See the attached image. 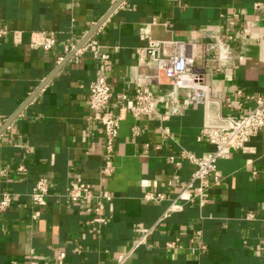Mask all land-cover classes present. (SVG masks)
<instances>
[{
    "label": "crops",
    "instance_id": "obj_1",
    "mask_svg": "<svg viewBox=\"0 0 264 264\" xmlns=\"http://www.w3.org/2000/svg\"><path fill=\"white\" fill-rule=\"evenodd\" d=\"M113 1L0 0V116L7 118L0 129V197L13 194L0 211V264H56L60 251L63 264H116L148 230V245L125 264H264V131L217 162L219 180L204 205L180 198L172 183L190 181L195 169L183 153L213 150L202 138L205 125L247 111L248 97L264 95V0ZM246 27L250 38L233 43V64L208 75L203 104L180 115L162 106L160 117L146 119L124 113L115 172L103 175L104 140L88 104L102 68L92 49L82 55L67 49L92 33L111 57L105 73L114 95L132 97L139 74L155 76L157 91L169 82L162 70L138 62L142 32L195 41L202 63L214 41L202 37L205 31L225 39ZM34 33L53 35L54 47H36ZM112 104L118 112L120 100ZM41 178L50 194L39 208L31 193ZM76 179L113 196L102 225L87 224L91 203L67 198Z\"/></svg>",
    "mask_w": 264,
    "mask_h": 264
},
{
    "label": "built area",
    "instance_id": "obj_2",
    "mask_svg": "<svg viewBox=\"0 0 264 264\" xmlns=\"http://www.w3.org/2000/svg\"><path fill=\"white\" fill-rule=\"evenodd\" d=\"M114 2H118V0H114ZM261 6V3L255 5L256 9H260ZM101 25H98L99 28ZM160 28H163L162 31L165 29L161 26ZM2 33L4 31H0V34ZM34 34H36V39L33 40V44L36 47L46 51L54 47L56 41L53 35ZM202 37L214 41L206 44L202 54L203 62L200 63L195 41L168 42L161 33L153 35L149 31L142 32L139 38L144 44L137 49L138 62L140 65H150L162 70L169 82L165 85L166 89L157 91L152 84L155 76L139 74L135 81L132 97L123 92L114 95L111 81L105 73V69L112 62L111 57L101 50V45L98 40L93 38L92 33L87 32L82 37L81 40L84 42L80 47L76 48L81 40L78 43H73L67 49H72L75 53L78 51L77 55H82L87 49H92L94 57L100 62L102 68V73H99L89 87L88 104L92 113L91 118L99 124L100 134L104 140L103 175L109 177L115 172L114 148L124 113L131 114L135 119H146L160 117L162 106L166 107L169 115H180L203 104L210 91V86L207 83L208 75L211 72L222 73L227 64H233V43L238 40L247 42L250 32L246 27L237 34H231L225 39H221L216 32L207 30L202 34ZM114 98L121 102L118 112L112 106ZM248 100L253 105L247 111L238 109V113L223 117L221 123L204 126L202 138L213 147L212 151L202 156L188 152L183 153V157L195 169L190 181L186 183L172 182L175 187H178L180 198L189 201L198 199L199 204L204 205L208 201L206 191L219 180L217 162L229 157L233 151L244 149L253 137L264 131V95L250 96ZM6 120L7 118L0 116V129ZM171 159L173 160V158ZM49 194V181L46 178L39 179L31 193L32 204L39 208L45 207ZM66 196L73 204L91 203V206L85 209L86 213L93 215L87 219V224L90 226L102 225L106 222L103 210L105 204L110 203L113 199L109 191L95 189L81 179H76L67 188ZM160 197L158 195L147 198L155 201ZM12 200V193L3 192L0 197V211L8 209ZM151 233V230L140 231L126 251L117 256L116 264H125L139 248L148 245ZM167 246L173 248L176 243L172 242ZM75 251H79V247ZM65 258V253L60 251L56 264H63Z\"/></svg>",
    "mask_w": 264,
    "mask_h": 264
}]
</instances>
